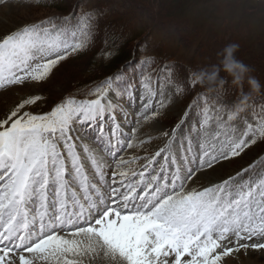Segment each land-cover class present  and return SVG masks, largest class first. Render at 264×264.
<instances>
[{
	"label": "snow or ice",
	"instance_id": "6c2138e0",
	"mask_svg": "<svg viewBox=\"0 0 264 264\" xmlns=\"http://www.w3.org/2000/svg\"><path fill=\"white\" fill-rule=\"evenodd\" d=\"M102 15L81 6L76 15L5 35L0 88L47 80L70 55L93 46ZM116 40L105 30L106 47ZM115 54L102 50L106 58ZM154 63L129 61L43 114L24 110L40 96L25 99L0 120V264H85L100 253L114 264H221L234 252L264 249V157L220 183L185 191L197 172L264 140V106L254 125L247 105L238 110L226 98L197 94L192 118L162 133L168 139L143 171L116 162L124 146H133L138 126L154 121L171 100L165 81L171 84L177 72L170 65L153 69ZM105 154L115 163L110 183Z\"/></svg>",
	"mask_w": 264,
	"mask_h": 264
},
{
	"label": "rangeland",
	"instance_id": "374dc122",
	"mask_svg": "<svg viewBox=\"0 0 264 264\" xmlns=\"http://www.w3.org/2000/svg\"><path fill=\"white\" fill-rule=\"evenodd\" d=\"M189 1H191V6L187 4V0H151L150 4H143L140 8H135L132 6L134 17L138 18L139 14L141 17L145 16L146 14L147 16L151 15V17L154 18L155 21H157L159 28L161 29V33L158 35L156 31L152 32L154 27L151 26V28L153 29H150L148 31V34H150H147L146 38L150 41L149 43H151V46H143L142 48H140V54H142L141 56L150 58L154 57V60L157 63H161L157 59L158 57H161L162 55H169L178 58V61H181L182 59H190L192 61H195L197 64H204V62L201 60V53L197 55V52H200L201 50V42L203 43L202 47H204V50H206L207 44L205 43L207 41L203 40L204 37L201 36H204L206 34L207 28H205V30H202L200 27L199 30L197 26V29H195V31L189 30L191 29L189 28L191 27V18L195 14H198V12L202 11L203 8L204 12H201V14L203 15H210L211 12L215 10L213 19L210 21H214V23L212 24V26L210 24V28L216 29L215 26L218 25L224 29L223 31L211 32L213 34L218 33V35L221 33L220 35L223 38L221 44L222 47L223 43L225 42H228V44L238 43L240 45V48L242 43L243 47L247 45L246 48L249 50H240V52L238 51V54L244 56L245 54L249 53V55L247 56L248 60H246L247 65L249 64L248 67L251 69V71L253 70L252 74L256 75L254 71H257L260 65L262 66L264 62V20L250 17L246 14V9L248 7H258L259 3H256L253 0H231V3L233 5L232 9L224 13L218 10L219 4L223 3L224 0ZM178 6L183 9L188 7L190 13L189 15L191 16L183 18V20L187 21L189 24H187L188 29L186 25L182 24V27H185L187 29V32L184 33L185 43L183 45L179 44L180 41L177 43L178 40L174 41L173 39L172 41H170L171 37L178 39V36L183 34H181V28H178V26H181L179 25L181 23H178L177 21V28H173L170 25H165L164 23H162L164 20L160 22V20L157 19V14H159L160 11L168 12V9L170 8H175L173 10L176 11L179 9ZM38 8L37 0H0V39H2L5 35L10 34L12 31H15L18 27L26 24L39 23L40 21H42L41 19L46 17L48 14H42V9ZM139 9L142 10V12L137 14V11ZM73 15H75V13ZM179 18L180 17H178V19ZM163 19L170 18L169 16H166V18ZM172 25L174 26V24ZM159 43L162 44V50L160 49ZM167 44L169 46V49L167 48ZM187 45H190V47H186ZM219 52L220 49H218V51L216 50L214 54L215 57ZM214 55L212 56L211 54L210 56L213 58ZM181 56L183 58H181ZM208 58H204V60L212 62L211 59L209 58L208 60ZM255 66L257 67V69L255 68ZM75 70L78 71L77 67L75 68ZM176 72L178 73V75L176 77H172L173 82L171 84L165 81V99L168 98L169 93H171L172 95L170 102L167 104L166 108L162 110V114L156 117L154 121L146 122L143 123L142 126H138L137 136L139 143L137 142L138 146H136V149L133 152L131 151L132 153L129 151V147L127 148V146H124L117 153L115 157L116 162H118L119 160L118 154L124 151L122 155L124 156L123 161L125 163L121 165L123 170H129L131 167V171H143L142 166L146 165L147 160L154 156L155 153L166 143L168 137L163 136L162 133L164 131H168L169 133H171V130L182 118L185 119V123H188V120L192 118V111L189 110V106L193 105L194 101L189 100V94L191 93L190 89L187 88V90L185 91V88L183 87V84L185 82L188 83L191 75L188 72H180L177 70ZM67 73H69V71H66L65 68L59 71V69H57L56 67L50 77L45 81H26L21 85H9L5 88H0V120L4 119L7 115H10L11 111L15 110L16 106L23 100L34 96H40L41 99L38 100L35 104L27 105L24 110L29 111L32 114H43L50 111L52 107H54L57 103L68 96L67 92L69 85L67 84V82V86L63 85L62 83L63 79L66 78ZM249 74L252 75L251 72ZM65 81L66 80H64V83ZM156 83L159 86V81H156ZM177 86L182 89V91L179 93L175 91V88ZM202 96H220L222 99L226 98L216 93L215 91H207L206 93H203ZM159 98L160 97L157 95L156 100H159ZM226 99L228 104H230L235 109L236 101H234L230 97ZM200 103H202V101H200ZM251 105L252 104L247 103L245 113L248 115L250 122L256 125L262 118L260 114L261 107H253ZM153 108L155 109V101ZM139 110L140 101L139 97L137 96L136 108L134 109V112H138ZM185 111H189L188 118H184ZM131 118L133 119V121H135L134 115ZM121 120L122 117L120 116V114H117V121L120 122ZM132 126L137 127L135 123H133ZM124 130L131 135L130 127H125ZM133 140L134 139H132L130 142L133 143ZM129 156H132V158H129ZM161 156L163 157V154H161ZM119 157L121 158V156ZM162 157L160 158V160H162ZM261 157H264V140H258L256 144L251 145L249 148L245 149V151L238 157H233L229 161H221L220 164H216L210 169L205 168L204 170H209L208 173L206 175L202 174L200 179L194 178L193 182L195 183V186L193 188L202 190L205 187H210L214 184L220 183L224 179H227L229 176H234L242 169L248 168L249 165H252L255 162L259 161ZM158 158L159 157H157L156 159ZM104 159L107 164L110 165V167L105 169L107 172V180L108 176L115 170V163L114 158H110L106 154L104 155ZM127 159L129 160V162ZM85 166L89 171H91V165L88 161H85ZM245 176H247V174H245ZM136 178L138 179V177ZM117 180H119V178ZM247 242L251 243L252 241ZM262 263L264 264V249H248L247 251L241 250L239 252H234L229 257L223 258L221 262V264Z\"/></svg>",
	"mask_w": 264,
	"mask_h": 264
},
{
	"label": "trees",
	"instance_id": "16d2710c",
	"mask_svg": "<svg viewBox=\"0 0 264 264\" xmlns=\"http://www.w3.org/2000/svg\"><path fill=\"white\" fill-rule=\"evenodd\" d=\"M187 1V4L191 6V1ZM253 1L256 3L260 2V0ZM146 3L150 4L151 0H37V8L39 7L38 9H42V14H48L41 20H46L49 17L68 16L69 13H75L76 15L81 11V6L84 12L97 10L103 13V15L99 18V30L97 35L94 37L93 46L82 53L70 55L65 61H62L59 65H57V69H59V71H61L63 68H65L66 71H69V73L66 74V78H64L62 81L63 85H69L67 92L68 95L74 93L77 89H84L86 86H92L94 82L104 80L106 77L118 72L121 67L127 64L129 61L136 63L135 61L141 60L142 58H150L142 57V54H140V48H142L143 46H151V43H149L150 41L146 39L148 31L150 29H153L151 28V26L154 27L152 32L156 31L158 35L161 33V29L159 28L157 21H155L154 18L151 17V15L147 16L146 14L145 16L141 17L139 13L142 12V10L139 9L137 11V14H139L137 18L133 16L132 11V6L135 8H140L143 4ZM173 9L175 8L168 9V12L160 11L159 14H157V19L160 20V22L164 20L162 23H164L165 25H170L173 28H177V21L178 23H181L179 24L181 26H178V28H181L180 31L181 34H183L178 36V39L171 37L170 41H172L173 39L174 41L178 40L177 43L180 41L179 44L183 45L185 43L184 33L187 32L189 25L187 21L183 20V18L191 17L189 15V8L187 7L183 9L179 7V9L181 10L178 9L176 11ZM203 10L204 9L202 8V11L198 12V14H195L191 18V27H189L191 29L189 30L195 31V29H197V26L199 30L200 27L202 30H205V28H207L206 34L204 36H201L204 37L203 40L207 41L205 43L207 44L206 50H204V47H202L203 43L201 42V50L200 52H197V55L201 53V55L203 56V58L201 56V60L204 62V64H197L195 61H192L190 59H182L181 61H178V58L169 55H165V57L164 55H162L161 57L157 58L161 63L155 62L152 65L153 69H159L162 65H170L172 69H176L177 71L188 72L191 76L188 80V83L185 82L183 84V87L185 88V91L187 90V88L190 89L191 93L189 94V100L192 101H194V98L197 96V94L202 95L203 93L207 92L198 84L192 83L194 81L193 74L200 72L201 70L209 69L212 65H218V55H216L215 57L214 54L216 50L218 51V49H220L221 52L224 46L228 44V42H225L223 43L222 47L221 44L223 38L220 35L221 33L219 35L218 33H211L224 30L222 27L216 24V29L210 28V24L212 26V24L214 23V21H210L213 19L215 10L212 11L210 15L201 14V12H204ZM166 16H169L170 19H163L166 18ZM178 17L180 18L178 19ZM172 24H174V26ZM182 24L186 25L187 29L185 27H182ZM105 30H107L110 37H117L114 46L110 41L108 46L106 47ZM138 45L140 46L139 48H137ZM159 45L160 49L162 50V44L159 43ZM242 45L241 48L239 47V52L240 50H249L246 48L247 45L244 44L245 47H243ZM168 47L169 46L167 44V48ZM186 47H190V45H187ZM102 50L104 52L114 50L116 54L110 58H106L104 55H102ZM239 52L236 53L237 59L241 60L245 65H247L246 60H248L247 56L249 55V53L243 56L241 54H238ZM209 53L210 55L212 54V56L214 55V57L212 58ZM208 56L212 62L204 60V58H208ZM181 58L183 57L181 56ZM256 66L255 68L257 69ZM76 67L78 71L75 70ZM254 72L256 73V75L252 74V70L251 76H254L260 82L261 90L259 93H252L248 103L252 104L251 106L253 107H262L264 106V62L263 65H260L257 71ZM177 75L178 73L174 75V77H176ZM220 76L224 79L225 83L222 88L217 89L215 92L222 95L223 97H230L237 102V100L239 99L240 90H238L237 87L233 85L231 76H229L224 71L220 72ZM64 80H66L65 83ZM243 91H249L247 82H245L243 86Z\"/></svg>",
	"mask_w": 264,
	"mask_h": 264
},
{
	"label": "clouds",
	"instance_id": "9594fccd",
	"mask_svg": "<svg viewBox=\"0 0 264 264\" xmlns=\"http://www.w3.org/2000/svg\"><path fill=\"white\" fill-rule=\"evenodd\" d=\"M232 6L231 0H224L223 3L219 4L218 10L226 13L232 9ZM246 14L250 17L264 20V0H260L258 7H248ZM239 47L238 43L226 44L221 52L218 53L219 64L194 73L193 77L196 84L208 92H213L223 87L225 81L220 76V72H226L231 76L233 85L240 90L236 108L243 110L250 100L252 93L260 92L261 84L254 76L249 74L251 69L241 60L237 59L236 53L239 51ZM245 82H247L249 88L248 92L243 91Z\"/></svg>",
	"mask_w": 264,
	"mask_h": 264
},
{
	"label": "bare ground",
	"instance_id": "6f19581e",
	"mask_svg": "<svg viewBox=\"0 0 264 264\" xmlns=\"http://www.w3.org/2000/svg\"><path fill=\"white\" fill-rule=\"evenodd\" d=\"M139 140H138V136H137V131H136V133H135V135H134V140H133V143H132V147H130L129 148V151L131 152H133L135 149H136V146H138L137 145V142H138ZM139 143V142H138ZM128 148V147H127ZM126 151V150H125ZM124 152V151H123ZM123 152L122 153H120V154H118V158H119V160H120V157L119 156H121V158L123 159L124 158V156L122 155L123 154ZM131 152V153H132ZM162 157V156H161ZM161 157H159L158 159H157V161H159L160 160V158ZM129 158H132V156H129ZM144 159H145V157H144ZM144 159H143V161H144ZM119 160H118V162H119ZM128 160V159H127ZM128 162H129V160H128ZM131 162V161H130ZM133 162V161H132ZM131 166V165H130ZM129 166V167H130ZM140 166V165H139ZM138 167V166H137ZM127 168V167H126ZM130 169H131V167H130ZM129 169V170H130ZM135 169V168H134ZM142 169H143V166H142ZM208 171L209 170H203V171H199V172H197L196 173V175L189 181V182H187V186H186V189H185V191H188V190H190V189H192L194 186H195V183L193 182V179L194 178H197V179H200L201 178V176H202V174H204V175H206L207 173H208ZM117 179L119 178L118 176L116 177ZM116 179V180H117ZM133 179H137L136 177H134ZM111 180H112V174H110L109 176H108V179H107V181L110 183L111 182ZM114 186H116V187H119V180H117V184L116 185H114ZM121 191H124V189L123 188H121ZM138 192H140V189H138L137 190ZM61 234H63V233H61ZM255 239H257V238H253V240H255ZM85 259V264H114V262H112V261H110L109 259H107V258H105L104 256H103V253H100V255L99 256H97L95 259H91L90 257H85L84 258ZM259 263V262H258ZM37 264H41V262H37ZM263 264V263H262Z\"/></svg>",
	"mask_w": 264,
	"mask_h": 264
}]
</instances>
